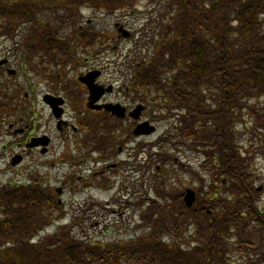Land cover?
I'll list each match as a JSON object with an SVG mask.
<instances>
[{
  "label": "trees",
  "instance_id": "1",
  "mask_svg": "<svg viewBox=\"0 0 264 264\" xmlns=\"http://www.w3.org/2000/svg\"><path fill=\"white\" fill-rule=\"evenodd\" d=\"M135 1L0 0V35L11 40L24 35L25 53L41 58L35 65L44 67L45 55V62L61 67L78 47L95 42L93 27L78 26L80 8L116 11L133 8ZM149 1L154 4L143 19L156 10L158 29L149 32L150 55L134 60L129 68L132 89L152 92L158 109L171 113L167 135L160 139L170 149H160L154 157L161 168L173 166L168 150L179 147L181 157L202 153L210 167V191L200 199L207 211L186 209L182 192L155 169L160 174L153 187L158 200L150 201L140 216L147 229L144 235L106 246L69 238L55 243L49 237L31 243L52 217L50 192L37 185L4 187L0 264H231L227 260L234 248L241 251L235 252L239 260L264 264L261 191L253 187L251 162L240 156L237 146L243 130H249L239 128L244 111L258 125L250 128L258 136L255 151L264 158V0ZM46 11L56 16V26L39 24L37 18ZM23 22L28 31H14ZM65 25L70 27L66 37L60 35ZM139 35L136 43L148 36ZM102 141L98 139L96 150L108 146ZM178 168L190 175L183 166ZM183 230L193 242L177 243Z\"/></svg>",
  "mask_w": 264,
  "mask_h": 264
},
{
  "label": "rangeland",
  "instance_id": "2",
  "mask_svg": "<svg viewBox=\"0 0 264 264\" xmlns=\"http://www.w3.org/2000/svg\"><path fill=\"white\" fill-rule=\"evenodd\" d=\"M153 4L149 0H136L133 8L126 6L116 11H94L87 6L80 8L78 26L93 27L95 42L90 47L75 49V56L67 58L63 69L48 65L49 75L46 77L32 73L27 61L23 60L24 56L14 49L15 46L7 37L0 36V60H7L4 68L16 70L13 76L6 72L0 73V100H6V103L10 104L17 92L21 95L26 90L30 97L37 93L34 94L32 106L35 112L34 120L37 121L39 113L45 111L48 114L41 100L43 93L60 95L67 99L63 119L70 126L66 130L58 132L54 125L56 120L49 115L51 121L50 118V122L42 120L39 122L40 127L37 126L32 133L39 136L45 131L46 135L52 138L51 149L47 155H40L35 150L29 152L30 155L25 154V159L19 166H11L10 156L18 153V149L10 146L13 139L1 134L0 129V189L15 183L37 185L50 192L49 197L53 205L48 212L52 217L39 233V238L49 237L52 242L56 241L55 243L69 238L106 246L128 242L144 235L147 229L138 221L140 217L138 218L137 212L141 208L145 210L146 202L156 195L152 192L153 183L160 180V174L154 171L155 168L163 171L166 181L178 190L183 191L191 186L208 190L209 175L203 174L205 162L198 159L194 153L187 152L186 156L180 159L177 147L175 151L168 150L167 153L173 154L175 158L173 166L169 163L161 168L155 162L154 157L160 154V149H170L168 144H161L160 139L167 135L169 120L166 118L171 116V113L167 115L158 109L152 92L131 89L133 87L130 66L136 63L134 60L146 54L150 55L153 50L149 45L152 40L149 32H156L158 29L157 11L154 10L149 15L150 18L143 19L148 16ZM55 18L54 14L46 11L37 21L41 25L48 23L50 26H56L58 23ZM120 26L129 31L128 37H123L122 33L117 31ZM69 29L70 27L65 25L60 29V35L69 36ZM138 34L148 36L136 43ZM18 41L20 48L21 39ZM21 64L23 67L19 68ZM89 70H99L100 77L96 80L98 84L112 86L113 92L101 100L102 102H118L130 107L143 103L146 110L142 113L140 121H149L155 126V132L143 137L132 135L127 140L135 125L131 120H110L111 116L104 112H90L86 104V88L78 81V77ZM4 81L10 85L8 89L3 86ZM22 88L24 90H21ZM70 95L79 96L78 100L74 101L76 106L73 105ZM159 108H162V105ZM86 115H89V119L81 121ZM241 115L243 116L239 124L242 125L240 124L239 128L248 127L249 130H243L245 135H240L238 151L240 156L249 158L252 175L250 177L254 179L253 187L260 189L264 186V158L258 156L255 151L258 136H255L256 131L250 128L258 125H254L255 122L244 111ZM99 118L109 124L106 125ZM101 137L104 138L102 142L109 145L105 152L95 151ZM113 164L114 167L110 168ZM147 166H150V172L146 171ZM179 166H184L191 174L183 173ZM58 189L62 190L60 194ZM209 191L210 189L207 192ZM260 193L259 202L262 207L263 187ZM191 240L192 237L184 230L177 234V243H187ZM235 249H232L231 252L234 253L229 255L227 261L231 264H248L245 257L238 259L239 255L235 252L241 251ZM124 263L129 264L124 260L120 262Z\"/></svg>",
  "mask_w": 264,
  "mask_h": 264
},
{
  "label": "flooded vegetation",
  "instance_id": "3",
  "mask_svg": "<svg viewBox=\"0 0 264 264\" xmlns=\"http://www.w3.org/2000/svg\"><path fill=\"white\" fill-rule=\"evenodd\" d=\"M0 73L6 72L9 74L8 68H4L7 60L2 59L0 62ZM12 74V73H10ZM16 74V70L13 71L12 75ZM21 90H24L23 88ZM35 95L37 93H34ZM34 94L30 97L29 94H27V91L24 90V92L19 95L17 92L16 96L13 98L12 103L7 104L6 100H0V129L1 134H5L8 137H10V146L12 148L18 149L19 156H24L27 152H34L37 150V153H41V150L43 147H30L31 144H37L36 138L39 136H46L48 139L50 136L46 135V132L44 134H40L39 136H35L32 133L36 130L37 126L40 127V123L37 124L34 120L35 112L33 111V100H34ZM55 95V94H52ZM5 96V95H3ZM1 99V97H0ZM61 101H57V103H60ZM9 105V106H8ZM3 107V108H2ZM7 107V108H5ZM2 108V109H1ZM63 108V107H62ZM33 111V114H32ZM6 115V116H5ZM50 117H46L43 121H49ZM6 125V126H5ZM6 127V128H5ZM5 128V131H4ZM67 129L66 122L62 121L59 125H56V130L60 132L61 130ZM62 132V131H61ZM51 139V138H50ZM50 144H48L47 147H44L46 149L44 155H47L50 152Z\"/></svg>",
  "mask_w": 264,
  "mask_h": 264
},
{
  "label": "water",
  "instance_id": "4",
  "mask_svg": "<svg viewBox=\"0 0 264 264\" xmlns=\"http://www.w3.org/2000/svg\"><path fill=\"white\" fill-rule=\"evenodd\" d=\"M119 31L122 33L123 36L129 35V33L122 28H119ZM98 75V72H91L88 73L85 77H80L79 81H82L85 83L87 86L88 90L90 91V99L91 103L95 102L96 100L99 99V97L104 93L103 88L98 87L93 84V80L95 77ZM106 91H110L109 88L106 89ZM52 107L54 108V105L51 104ZM92 108H101L103 107L106 110H110L112 114L116 115L117 117H123L124 116V110L121 108L119 105H102V106H97V105H91ZM143 106L138 105L131 113H129V116H131L133 119H137L140 115V112L143 110ZM58 116V114H56ZM153 129H155L153 126H150L147 122L141 123L137 125L135 128L134 134L139 135V134H150L153 132ZM19 161V158H13L12 159V165L16 164ZM194 200V193L191 190H187L184 196V202L187 206H190Z\"/></svg>",
  "mask_w": 264,
  "mask_h": 264
}]
</instances>
